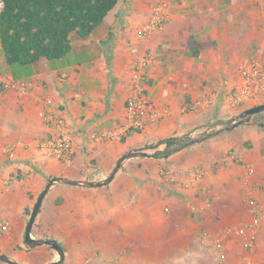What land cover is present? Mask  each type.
Wrapping results in <instances>:
<instances>
[{"label":"crops","instance_id":"1","mask_svg":"<svg viewBox=\"0 0 264 264\" xmlns=\"http://www.w3.org/2000/svg\"><path fill=\"white\" fill-rule=\"evenodd\" d=\"M157 1L118 0L89 37L71 36L70 52L86 48L84 61L73 54L40 60L21 68L26 75L19 78L36 85L32 96L0 91L1 145L53 134L54 126L44 119L47 101L73 129L74 142L70 166L23 148L13 157H0V179L14 178L0 194V220L10 223L8 232L0 231V254L23 264L59 258L48 245L25 242L26 210L33 208L49 178L103 180L128 151L154 153L166 144L149 146L172 137L177 147L183 143L179 138L222 126L244 108L263 102L264 95L231 108L227 95L242 83L244 59L256 57L264 64V0H170L163 28L142 34ZM191 37L199 46L191 47ZM197 49V56L191 54ZM0 50V71L14 76L1 42ZM146 55L151 58L145 68L146 92L167 113L120 142L90 139L93 131L125 123L132 73ZM212 94L210 106L193 108L199 98ZM257 122L264 123V114ZM244 126L254 134L251 138H227L206 153L209 149L197 144L167 157L129 158L105 185L54 183L33 236L58 241L65 256L60 264H83L95 254L120 258L122 264H215L214 241L224 237L228 226L253 220L255 250H246L234 237L227 239L223 258L229 264H264V127L256 122ZM251 199L260 206L257 214ZM205 250L209 261L200 258Z\"/></svg>","mask_w":264,"mask_h":264},{"label":"built area","instance_id":"2","mask_svg":"<svg viewBox=\"0 0 264 264\" xmlns=\"http://www.w3.org/2000/svg\"><path fill=\"white\" fill-rule=\"evenodd\" d=\"M170 0H158L154 5L152 14L142 28V34L149 35L161 30L168 16ZM4 8V0H0V11ZM151 63L149 56L142 57L132 73V92L127 98L125 106V123L113 128L100 131H93L89 138L96 141H117L120 142L130 131H143L150 124L157 122L167 113L161 110L146 92L145 68ZM242 83L230 91L227 95V104L231 108L241 107L249 100H258L264 95V64L259 58H246L239 67ZM66 78V74L61 76ZM36 88L35 83L29 79L14 78L10 74L0 71V91L11 90L20 97L33 95ZM215 94L201 97L193 104V108H205L214 103ZM44 119L52 124L55 132L43 139L24 140L18 139L5 144H0V157H13L18 149H30L35 157L45 160L56 161L67 166L73 163L74 142L72 138L73 129L69 127L52 103L46 102ZM197 176V171L194 173ZM10 181L0 179V194L9 190ZM251 210L257 214L260 206L256 200L249 201ZM10 223L0 220V231L8 232ZM238 237L242 240L243 246L248 251H254L257 245V222L240 221L237 224L228 226L225 229L224 237L214 241L213 249L217 262L215 264H229L223 258L227 239ZM223 259V260H222ZM83 264H122L120 258L105 259L97 254L87 257ZM248 264L250 262L248 261Z\"/></svg>","mask_w":264,"mask_h":264},{"label":"trees","instance_id":"3","mask_svg":"<svg viewBox=\"0 0 264 264\" xmlns=\"http://www.w3.org/2000/svg\"><path fill=\"white\" fill-rule=\"evenodd\" d=\"M117 2L118 0H4V8L0 11V42L7 63L25 66L43 59L56 60L66 56L72 48L71 36L76 35L82 39L89 37ZM190 43L191 47L195 44L199 46L193 37ZM198 53L197 49L191 54L197 56ZM255 116L244 124L253 122ZM255 122L264 127V123L257 120ZM176 140V137L161 140L149 148L156 149L165 143L166 147L158 150L156 156L167 157L174 151L175 145H178ZM31 211L32 207L26 210L27 218Z\"/></svg>","mask_w":264,"mask_h":264},{"label":"water","instance_id":"4","mask_svg":"<svg viewBox=\"0 0 264 264\" xmlns=\"http://www.w3.org/2000/svg\"><path fill=\"white\" fill-rule=\"evenodd\" d=\"M264 111V102H261L257 105H254L252 107H249L242 112L232 116L231 118L225 120V124L219 127L211 128L210 130L203 132L199 135L191 136L188 138L182 137L179 138L180 141H183V143L177 147L174 148V150L178 151L182 148H185L190 145H194L196 143H199L203 140H206L214 135H218L224 132H227L234 127L245 123L247 120L251 119L253 116L261 113ZM157 152L149 153L146 152L144 149H136L126 152L124 155H122L116 162L114 168L110 171L109 175L99 181L95 180H72L65 177H54L51 180H49L45 187L42 189V191L39 193L34 206L32 208L29 220L26 225L25 229V242L29 246L33 245H48L55 249L58 252L59 258L55 261H52L48 264H60L64 261V249L63 247L58 243L56 239H47V238H37L33 236V226L36 221V217L40 211L41 205L44 201V198L46 194L48 193L49 189L54 183L61 182V183H68L72 185H81V186H93V185H105L108 182H110L114 175L117 173V171L120 169L121 165L129 158L136 157V156H147V157H154L156 156ZM0 261L7 262L9 264H23L10 256L0 254Z\"/></svg>","mask_w":264,"mask_h":264},{"label":"rangeland","instance_id":"5","mask_svg":"<svg viewBox=\"0 0 264 264\" xmlns=\"http://www.w3.org/2000/svg\"><path fill=\"white\" fill-rule=\"evenodd\" d=\"M0 52H2V51L0 50ZM94 52L97 53V51H94ZM71 54L77 56V59L78 60L84 61L85 57L87 56V49L85 48L83 51H81L80 53H77V54H75L74 52L73 53L72 52H69L67 55L70 56ZM31 66L32 65H25V66H22V65H12V67H13L12 72H13V75H14L13 77L14 78H18V79H26V78H19L20 76H22V77L24 76L25 77V75H26V72L23 73L24 70L22 71L21 68L25 67L26 70H27L28 68H31ZM261 99L264 102V98L262 97ZM262 100H260V101H262ZM260 101H258V102H260ZM257 104H259V103H257ZM263 114H264V111L261 112L260 115H256L254 117V121L253 122H255V120H259L261 118V116H263ZM246 124H249V123H246ZM254 130L255 131L258 130L257 127H254ZM206 131H208V129L207 130H204L203 132H206ZM253 135H252V131L247 130L246 127L244 126V123H243V124H240V125L234 127L233 129H231V130H229L227 132H224V133H221V134H218V135H214V136H212V137H210V138H208V139H206L204 141H201V143L199 142V143H196V145L194 144V145L187 146V148L190 149L193 146H197V144H204L205 150L206 149H209L207 151H203V153H206V152L211 151V150L213 151L214 148H215V146H216V143L217 144L218 143H225L227 141V138H234L236 141H238V140L241 141V140H245L247 138H251ZM138 136L139 137H142V135H138ZM13 179L14 178H12V177L8 178V180L10 181V186L12 184V180ZM25 186L26 185L23 184V189H24ZM23 189H22V191H23ZM206 251L207 250H205L203 252V254H202V257H200L201 260H203V261L204 260L205 261H209L208 259H209V254L210 253H208V251L207 252ZM207 264H211V263L209 262Z\"/></svg>","mask_w":264,"mask_h":264}]
</instances>
